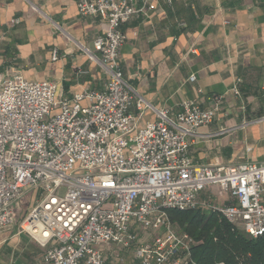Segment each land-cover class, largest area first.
Segmentation results:
<instances>
[{
    "label": "built area",
    "instance_id": "2783aa9c",
    "mask_svg": "<svg viewBox=\"0 0 264 264\" xmlns=\"http://www.w3.org/2000/svg\"><path fill=\"white\" fill-rule=\"evenodd\" d=\"M73 1L80 16L105 23L94 53L82 51L106 82L102 91L57 99L55 83L0 78V230L15 224L13 205L34 190L38 198L18 228L46 248L48 264H103L108 246L134 248L140 264H196L194 240L175 230L169 211L208 209L248 237H263L264 162L193 164L190 143L215 120V110L192 101L177 113L157 108L123 77L122 26L151 11L155 0ZM131 106L154 120L137 129ZM212 186L233 204L201 202ZM140 232L150 238L140 242Z\"/></svg>",
    "mask_w": 264,
    "mask_h": 264
},
{
    "label": "crops",
    "instance_id": "0c3cea01",
    "mask_svg": "<svg viewBox=\"0 0 264 264\" xmlns=\"http://www.w3.org/2000/svg\"><path fill=\"white\" fill-rule=\"evenodd\" d=\"M105 28L99 18L80 16L73 0H0V78L19 74L55 83L57 99L102 91L106 78L82 48L94 53L93 41ZM122 31L121 71L144 100L171 113L187 101L215 110V120L190 143L193 164L264 162V122L256 121L264 117V0H155L151 11L132 17ZM129 113L137 129L155 118L134 106ZM218 192L212 186L199 200L233 204ZM37 198L17 213L12 227L0 230V264H48L46 248L18 228ZM149 238L139 233L140 242ZM103 257V264H140L134 248L104 247Z\"/></svg>",
    "mask_w": 264,
    "mask_h": 264
},
{
    "label": "trees",
    "instance_id": "16d2710c",
    "mask_svg": "<svg viewBox=\"0 0 264 264\" xmlns=\"http://www.w3.org/2000/svg\"><path fill=\"white\" fill-rule=\"evenodd\" d=\"M168 218L194 240L196 264H264V236L252 239L212 211H169Z\"/></svg>",
    "mask_w": 264,
    "mask_h": 264
},
{
    "label": "rangeland",
    "instance_id": "374dc122",
    "mask_svg": "<svg viewBox=\"0 0 264 264\" xmlns=\"http://www.w3.org/2000/svg\"><path fill=\"white\" fill-rule=\"evenodd\" d=\"M64 193V190L61 189L59 191V194L60 195H63ZM36 192L34 191H29L28 193H26L22 199L21 202H19V204H15L13 205V209L17 215V213H19L20 211L24 210L25 208H27V206H29L33 201L34 199L36 198Z\"/></svg>",
    "mask_w": 264,
    "mask_h": 264
}]
</instances>
